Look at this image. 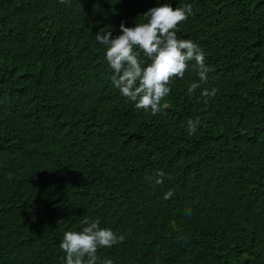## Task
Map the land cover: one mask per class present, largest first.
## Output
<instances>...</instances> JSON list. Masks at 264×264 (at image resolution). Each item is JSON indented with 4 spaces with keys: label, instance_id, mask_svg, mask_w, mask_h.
Here are the masks:
<instances>
[{
    "label": "trees",
    "instance_id": "16d2710c",
    "mask_svg": "<svg viewBox=\"0 0 264 264\" xmlns=\"http://www.w3.org/2000/svg\"><path fill=\"white\" fill-rule=\"evenodd\" d=\"M166 3L192 5L177 37L198 43L213 70L189 95L199 82L190 62L153 116L113 86L95 39L101 29L120 35L124 18L0 0V62L25 55L35 84L18 98L0 88V264H66L59 245L85 216L126 237L98 249L100 262L264 264V0ZM205 87L218 89L207 104ZM157 170L161 185L148 179Z\"/></svg>",
    "mask_w": 264,
    "mask_h": 264
},
{
    "label": "clouds",
    "instance_id": "9594fccd",
    "mask_svg": "<svg viewBox=\"0 0 264 264\" xmlns=\"http://www.w3.org/2000/svg\"><path fill=\"white\" fill-rule=\"evenodd\" d=\"M60 2L67 3L68 0ZM192 14L191 4L173 8L171 4L165 3L150 8L143 15L147 22L136 23L131 28L121 23V34L118 36L113 37L112 31L104 32L103 29L95 35L96 41L105 47V59L113 71V86L122 96L134 102L137 110H144L155 116L167 108L168 104L165 102L162 105L161 102L170 95L175 78L184 77L190 62H195L193 66L197 69L199 82L190 84L188 94L192 95L207 84L208 74L213 69L205 62V52L191 39L177 37L178 25L186 22ZM141 52L146 60L140 59ZM24 59L25 55H21L4 58L0 62V70L3 66L10 69V72L0 76V81H3L0 86L2 95L16 98L27 96L35 85L27 78ZM145 63L146 67L143 66ZM18 66L21 67L17 68ZM217 92V88L209 90L205 87L201 92V99L207 104ZM200 124L199 118L187 121L189 136L198 131ZM165 176L164 171L157 170L148 179L154 185H161ZM173 195L174 191L170 190L163 199L168 200ZM81 224V231H66L59 245L66 254V264H113L108 258L100 262L98 249H110L123 243L126 237L117 235L110 228H101L99 219L85 216Z\"/></svg>",
    "mask_w": 264,
    "mask_h": 264
},
{
    "label": "bare ground",
    "instance_id": "6f19581e",
    "mask_svg": "<svg viewBox=\"0 0 264 264\" xmlns=\"http://www.w3.org/2000/svg\"><path fill=\"white\" fill-rule=\"evenodd\" d=\"M60 2V0H59ZM166 0H85L83 5H73L71 0L68 4L76 7L78 12H87L89 19H98L101 23L109 20L112 16L115 18H124L127 27H135L136 23L147 22L143 15L153 7L165 4ZM51 21H54L51 19ZM198 44V43H197ZM199 45V44H198ZM201 48V46H200ZM25 207L22 205L21 210ZM16 210L14 214L18 215ZM33 215L29 214L21 223L24 226H31ZM7 233L10 235L13 230L12 224L10 231L6 228ZM15 240L16 235H13Z\"/></svg>",
    "mask_w": 264,
    "mask_h": 264
}]
</instances>
